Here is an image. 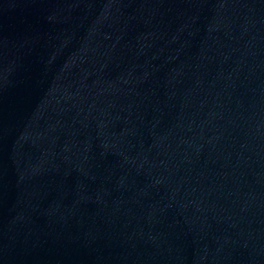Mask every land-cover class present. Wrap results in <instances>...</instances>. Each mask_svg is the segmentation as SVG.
<instances>
[{
  "label": "water",
  "instance_id": "obj_1",
  "mask_svg": "<svg viewBox=\"0 0 264 264\" xmlns=\"http://www.w3.org/2000/svg\"><path fill=\"white\" fill-rule=\"evenodd\" d=\"M0 264H264V0H0Z\"/></svg>",
  "mask_w": 264,
  "mask_h": 264
}]
</instances>
